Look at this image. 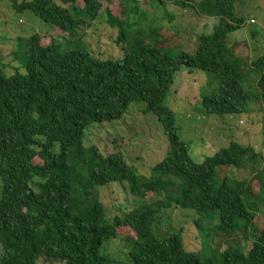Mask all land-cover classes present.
<instances>
[{
    "label": "trees",
    "instance_id": "trees-1",
    "mask_svg": "<svg viewBox=\"0 0 264 264\" xmlns=\"http://www.w3.org/2000/svg\"><path fill=\"white\" fill-rule=\"evenodd\" d=\"M58 1L12 7L77 41L79 30L103 13L117 32L121 56L99 60L86 49L63 50L52 39L42 46L33 34L26 40L24 73L7 77L0 68V264H113L100 251L110 240L119 241L123 264H264V227L254 224L264 206V152L231 141L196 163L165 104L182 68L218 81V88L201 99L204 114L247 118L252 99L264 104V53L243 62L233 45L245 43L230 38L244 23L235 15L236 0H124L132 3L121 14L124 19L101 4L122 5L121 0H80L82 7L78 0ZM141 3L173 4L216 24L210 34L197 37L193 53L172 57L151 42L156 31L137 30ZM256 33L251 31L252 37ZM139 102L168 142L148 177L129 167L120 152L104 156L83 144L86 129L120 120L130 104ZM228 168L252 177L234 179ZM110 184L131 202L126 213L118 206L112 220L100 198V189ZM172 207L195 213L199 232L241 233L243 241L251 240L249 249L228 246L213 256L187 252L181 231L163 237L156 231L161 211ZM206 222L215 225L209 230Z\"/></svg>",
    "mask_w": 264,
    "mask_h": 264
},
{
    "label": "rangeland",
    "instance_id": "rangeland-1",
    "mask_svg": "<svg viewBox=\"0 0 264 264\" xmlns=\"http://www.w3.org/2000/svg\"><path fill=\"white\" fill-rule=\"evenodd\" d=\"M23 1L31 0H0V68L5 76H12L16 72L24 73L26 40L33 34L40 36L42 46H47L52 39L63 50L86 49L99 60L120 58L121 51L115 43L117 32L106 24L103 13L97 20L89 21L86 27L79 30L80 40H70L66 34L41 22L30 12L17 14L12 4ZM54 1L60 4L58 0ZM120 2L122 5L113 1L110 6L101 1L102 9L111 8L110 15L116 19H124L125 16L121 14L131 7L132 3H125L124 0ZM76 4L82 7L80 0ZM139 5L137 30L144 33L148 28L156 31L151 42L172 57L183 52L193 53L197 46V37L201 34H210L213 25L216 24L215 20L198 18L192 10L181 9L173 4ZM234 8L235 15L244 19V23L230 38L245 43L238 47L233 46L240 59L249 63L264 53V0H236ZM251 31L257 32L255 37H252ZM217 88L218 81L213 75L196 69L182 68L174 74L165 104L175 114L178 135L187 145L190 158L196 163H201L207 155L217 151L220 145H228L231 141L249 145L255 151L263 153L264 104L260 105L252 99L247 118L245 115H233L220 119L204 114L200 108L201 99L203 95H209ZM143 107V103H132L120 120L90 126L84 131V147L95 146L104 156L120 152L129 167L137 174L148 177L150 169L167 153L168 142L155 119L149 114H142ZM225 172L234 179L252 177L249 172L240 169L228 168ZM115 185L110 184L109 187L100 189V198L109 220L119 214L118 206L124 213L131 210L127 209L131 208L129 198H125L128 195L122 194L121 189ZM251 186L257 193L259 189L257 181H253ZM259 212L262 214H258L254 224L261 229L264 227V206ZM160 217L156 226L158 236L163 237L181 231L183 247L187 252L201 251L213 256L211 254L218 255L228 246L243 247L246 252L251 245V240L243 241L241 233L226 237L215 230L209 235L207 232H199L193 224L196 215L190 210L172 207L161 211ZM214 225L215 222H206L205 228L211 230ZM108 242L112 243L104 244L101 253L109 257L113 264L114 262L123 264L124 255L119 248V241ZM37 264L47 263L39 261Z\"/></svg>",
    "mask_w": 264,
    "mask_h": 264
},
{
    "label": "crops",
    "instance_id": "crops-1",
    "mask_svg": "<svg viewBox=\"0 0 264 264\" xmlns=\"http://www.w3.org/2000/svg\"><path fill=\"white\" fill-rule=\"evenodd\" d=\"M206 19H209V18H206ZM210 20H212V21H213V19H210Z\"/></svg>",
    "mask_w": 264,
    "mask_h": 264
}]
</instances>
